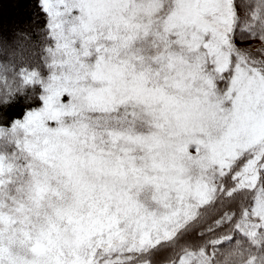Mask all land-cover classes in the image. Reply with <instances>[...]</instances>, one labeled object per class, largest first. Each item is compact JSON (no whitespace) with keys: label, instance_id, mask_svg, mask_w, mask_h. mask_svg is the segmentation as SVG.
<instances>
[{"label":"snow or ice","instance_id":"snow-or-ice-1","mask_svg":"<svg viewBox=\"0 0 264 264\" xmlns=\"http://www.w3.org/2000/svg\"><path fill=\"white\" fill-rule=\"evenodd\" d=\"M41 10L0 29V264H264V0Z\"/></svg>","mask_w":264,"mask_h":264},{"label":"trees","instance_id":"trees-1","mask_svg":"<svg viewBox=\"0 0 264 264\" xmlns=\"http://www.w3.org/2000/svg\"><path fill=\"white\" fill-rule=\"evenodd\" d=\"M47 23L46 13L41 10V0H0V29L27 34L31 40L39 41L42 30ZM35 60L28 67L40 69V46L37 43ZM11 76V74H9ZM39 85H24L22 92H18L12 98L9 107L16 109L17 117L24 114V110L40 106ZM4 105L0 104V107ZM55 242V239L53 240ZM45 242L48 240L45 238ZM172 264L173 257L168 256L167 251L154 252L152 256H146L143 263Z\"/></svg>","mask_w":264,"mask_h":264},{"label":"rangeland","instance_id":"rangeland-1","mask_svg":"<svg viewBox=\"0 0 264 264\" xmlns=\"http://www.w3.org/2000/svg\"><path fill=\"white\" fill-rule=\"evenodd\" d=\"M45 238L48 240V243L52 245H59L61 243L66 242V238H62L56 235H52L50 237H45ZM54 239H55V242L53 241ZM12 250L15 254H18L21 259H24V256L26 254H30V252L32 251V248L31 247L26 248V246L23 243L17 241V242H14Z\"/></svg>","mask_w":264,"mask_h":264}]
</instances>
